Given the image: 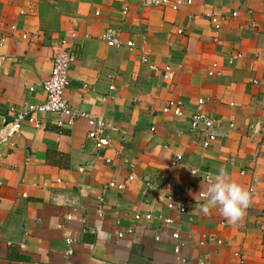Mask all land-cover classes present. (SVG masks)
<instances>
[{
	"label": "crops",
	"instance_id": "1",
	"mask_svg": "<svg viewBox=\"0 0 264 264\" xmlns=\"http://www.w3.org/2000/svg\"><path fill=\"white\" fill-rule=\"evenodd\" d=\"M210 13L223 18L219 33ZM106 28L118 30L121 44L100 39ZM63 40L76 44L64 98L115 130L97 149L85 117L60 125L48 113L40 128L24 123L0 144V264H198L200 256L238 264L239 251L245 264H264V0H193L177 9L0 0V128L11 107L44 99L41 83ZM200 97L216 121L207 147L206 131L190 127ZM168 100L181 115L163 112ZM127 161L135 178L103 190L127 178ZM221 168L253 188L237 225L199 208L204 175ZM136 176L162 190H145ZM168 192L185 199L183 212L166 207Z\"/></svg>",
	"mask_w": 264,
	"mask_h": 264
},
{
	"label": "built area",
	"instance_id": "2",
	"mask_svg": "<svg viewBox=\"0 0 264 264\" xmlns=\"http://www.w3.org/2000/svg\"><path fill=\"white\" fill-rule=\"evenodd\" d=\"M193 0H143V4L146 6H170L173 9H177L179 4H191ZM95 14H99V11H96ZM233 16L237 14L236 11L231 13ZM211 24L216 33H219L222 27V17L216 14H208ZM118 30L114 28H106L100 35V39L105 41L109 46H115L121 44V41L118 37ZM181 31V30H180ZM26 37V35H23ZM85 38H88V35H85ZM2 40V39H1ZM63 47L61 50L55 52L52 56L50 73L46 79L41 83L44 91V99L41 102H29L25 105L24 109L21 111L15 110L11 107L8 111L12 115V118L9 122H6L0 128V144L8 141L11 136H13L24 123L31 124L34 128H40L42 126V116L48 113H57L61 116L58 120V123L61 125L65 123V120L62 119L65 117L67 123L71 124L75 118L78 116L85 117L89 126L91 127L87 133L89 139L93 140L95 147L97 149L104 148L110 144V133L114 131L115 128L109 122H106L100 118H94L87 114L86 112L76 110L73 108L67 100L64 98V91L69 83V70L72 63L75 61V45L73 42L67 40L62 41ZM125 46L128 48L133 47V42L128 40L125 42ZM241 54L237 53L236 55L229 58V62L232 61L235 57H240ZM164 78H170V67L166 66L164 69ZM112 88V87H111ZM32 89V88H30ZM204 99L198 98L197 106L195 112L190 119V127L193 130L198 129L200 126L202 130L206 131L202 140L201 145L203 147L209 146L217 138V134L213 131L216 125L215 119L204 110ZM163 112H171L174 115H181L182 109L180 105L174 100H168L163 108ZM232 125V124H231ZM127 166L130 171L129 175L123 182L110 181L106 184L105 189L108 188H117L123 189L125 184L135 178L134 175V165L131 162L127 161ZM82 169V167H80ZM244 173V171H241ZM207 174L204 175L206 181ZM140 178L145 190H162L161 187H157L153 184L151 179L148 176H136ZM60 181L59 179L57 182ZM207 182V181H206ZM251 194L253 193V188H249ZM165 205L170 210H176L177 212H183L186 208L185 199L181 196H174L173 193H166L165 195ZM141 217L140 214L135 215V219L138 220ZM145 217L149 219L150 214H145ZM70 218V216H68ZM165 223H169L170 218H164ZM175 237H178L177 233H173ZM212 239V238H210ZM66 243L70 245L72 239L66 238ZM179 248L176 247V251ZM71 250L69 246L67 247V253H70ZM238 257V264H245L244 256L242 252L239 251L236 253ZM198 264H208L207 259L203 256L198 258Z\"/></svg>",
	"mask_w": 264,
	"mask_h": 264
},
{
	"label": "clouds",
	"instance_id": "3",
	"mask_svg": "<svg viewBox=\"0 0 264 264\" xmlns=\"http://www.w3.org/2000/svg\"><path fill=\"white\" fill-rule=\"evenodd\" d=\"M193 174L197 175L195 172ZM206 181V189L200 192L203 203L199 208L205 213L218 209L231 225L242 222L252 204L250 189L232 180L224 168L216 173H208Z\"/></svg>",
	"mask_w": 264,
	"mask_h": 264
}]
</instances>
